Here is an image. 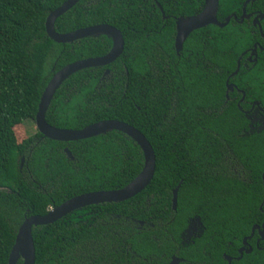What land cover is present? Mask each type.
Returning a JSON list of instances; mask_svg holds the SVG:
<instances>
[{"label": "trees", "instance_id": "trees-1", "mask_svg": "<svg viewBox=\"0 0 264 264\" xmlns=\"http://www.w3.org/2000/svg\"><path fill=\"white\" fill-rule=\"evenodd\" d=\"M65 1L0 0V264H8L24 219L43 216L79 195L121 189L144 164L140 147L117 131L67 143L36 131L16 141L14 128L34 121L54 73L102 57L112 47L106 35L71 44L50 40L46 17ZM156 1L167 20L153 0H80L54 23L60 34L112 26L121 32L124 47L112 64L80 70L63 81L45 113L47 124L81 130L104 120L126 123L152 146L155 172L131 199L88 206L33 227L35 264H163L172 255L184 257L183 264H197L206 257L203 242L198 252H175L180 240L172 231L182 229L188 217L198 214L202 221L218 223L222 232L230 223L255 222L253 216L259 214L264 132L247 136V118L236 106L240 95L228 92L225 83L239 55L255 41L264 43L245 24L208 26L188 42L201 47L206 41L199 58L213 67L205 68L198 59L194 69H165L153 47L166 51L174 34L173 17L197 13L202 5L197 0ZM238 2L219 0L217 19L224 21ZM259 63L249 72L240 67L228 83L264 109V64ZM162 223L169 224L158 225ZM224 252L226 240L218 238L213 263L226 264ZM251 259L245 256L238 264H259Z\"/></svg>", "mask_w": 264, "mask_h": 264}, {"label": "water", "instance_id": "water-1", "mask_svg": "<svg viewBox=\"0 0 264 264\" xmlns=\"http://www.w3.org/2000/svg\"><path fill=\"white\" fill-rule=\"evenodd\" d=\"M79 1L80 0H66L59 8L51 11L47 15L44 26L48 38L57 44H71L87 37L106 35L111 39L112 47L110 51L102 57L90 58L68 64L53 74L40 97L37 113L34 118L36 129L44 138L65 143L92 138L106 134L110 131L123 133L131 138L142 150L144 157L143 168L131 182L121 189L112 191H95L79 195L63 202L55 208H52L43 216H30L24 219L17 229L15 242L9 253L8 264H17L20 259L22 260V264H35V248L32 238L33 227L52 224L69 213L88 206L116 203L131 199L146 188L152 180L155 172V154L152 146L141 132L126 123L116 120H104L89 125L81 130H67L55 128L47 124L45 121V113L49 103L63 81L80 70L108 66L116 61L123 51L124 41L121 32L109 25L91 26L65 34H60L55 31L54 23L56 19L74 7ZM203 1V10L198 15L190 17L178 27L176 34L177 50L181 49L184 40L193 30L201 29L208 25H215L223 28L229 23L230 17H227L223 23H220L217 19L219 8L218 0ZM237 71L238 68L230 75V77L235 75ZM106 74H108V70H105L104 75ZM231 90V86L227 83V91ZM64 152L69 159H72L68 149H65ZM178 189L179 187L177 186L173 190V210H176ZM226 259L230 264V258L227 257ZM178 262L179 259L173 258L171 264H177Z\"/></svg>", "mask_w": 264, "mask_h": 264}, {"label": "flooded vegetation", "instance_id": "flooded-vegetation-1", "mask_svg": "<svg viewBox=\"0 0 264 264\" xmlns=\"http://www.w3.org/2000/svg\"><path fill=\"white\" fill-rule=\"evenodd\" d=\"M153 1L156 2L155 4L161 11L162 20H167L169 16H165L163 10H161V6L156 0ZM256 1L257 0H239L238 7H236L234 11L227 16L230 17L229 23L227 25H229L231 22L239 25L245 24L246 27H250L252 29H250V32L254 35H258L259 39H261V41L264 43V2L261 3L262 0H258V6H254ZM196 2L202 5L201 8H197V10H200L199 12L187 16L180 15L176 18L173 17L174 34L171 38L170 47L168 46L166 51L153 47V52H159L157 55L159 58H156L158 64L165 69L177 70L184 67L194 69L199 66L200 60H202L200 64H203L202 66L205 68L213 67L211 61L203 57L199 58V53H202L201 47L205 49L206 41H203V46L201 47L196 46L195 44L191 45L192 43H196L195 40L188 42L192 35L200 29L193 30L189 33L180 50H177L176 47V34L178 27L186 22L190 17L198 15L204 8L203 0H197ZM188 3L195 2L188 1ZM227 17H225V19ZM224 21L219 22L223 23ZM259 61L264 64V46L259 41H255L252 43L251 47L245 49V51L239 55L236 60V67L234 69L235 71L238 68V71L235 75L230 77V75L234 72L233 71L229 75L228 79L236 76L240 71V67H243L246 72H249L252 68L260 66ZM228 79L225 83L226 90ZM228 84L232 88V90L228 92L236 91L240 95L236 106L238 110L247 118V136H251L253 133L259 134L264 132V109L262 108L261 103L258 100H250V98L247 97L245 91L239 89L234 83ZM226 99H229L227 95ZM260 178L262 181L261 184L264 197V172L261 173ZM263 197L262 202L257 209L259 214L257 216H253L255 222L230 223V228H228L227 231H219V227L217 228L218 223L202 221L201 216L198 214L188 217L186 222L181 224L182 229H179V231H172V234L177 235L180 240L175 251L176 254L185 253V251L187 253H192L193 251L198 252L199 246L203 242L204 246L202 248V254H204L206 257L202 258L203 260L201 262H197V264H215L212 261L211 251L213 252L215 250L217 239L220 238L222 240H226V252H229V254L224 252L221 255L223 261H225L226 264H229L226 259L227 257L230 258V264H238L239 261H241L245 256L252 257V261H254L256 258L258 259L259 264H264V209L262 208L264 204ZM202 210L204 211L208 209H199L198 211L201 212ZM168 224L169 223H162L158 225ZM154 226L155 224H150L151 228ZM238 226L239 228H237ZM207 249H210V253L206 251ZM173 258L179 259L177 264H183L186 262L184 257L182 258L180 256L172 255L169 257V260H164L163 264H171Z\"/></svg>", "mask_w": 264, "mask_h": 264}, {"label": "rangeland", "instance_id": "rangeland-1", "mask_svg": "<svg viewBox=\"0 0 264 264\" xmlns=\"http://www.w3.org/2000/svg\"><path fill=\"white\" fill-rule=\"evenodd\" d=\"M37 131L34 121H27L23 125L14 128V135L17 143H21L24 139L32 136Z\"/></svg>", "mask_w": 264, "mask_h": 264}]
</instances>
